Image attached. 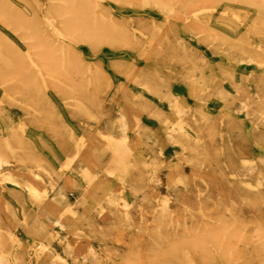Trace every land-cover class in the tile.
<instances>
[{
  "label": "rangeland",
  "instance_id": "374dc122",
  "mask_svg": "<svg viewBox=\"0 0 264 264\" xmlns=\"http://www.w3.org/2000/svg\"><path fill=\"white\" fill-rule=\"evenodd\" d=\"M0 264H264V0H0Z\"/></svg>",
  "mask_w": 264,
  "mask_h": 264
},
{
  "label": "bare ground",
  "instance_id": "6f19581e",
  "mask_svg": "<svg viewBox=\"0 0 264 264\" xmlns=\"http://www.w3.org/2000/svg\"><path fill=\"white\" fill-rule=\"evenodd\" d=\"M13 185V184H12ZM16 187V186H15ZM18 188V187H17ZM36 210H37V208H36ZM60 230V229H59ZM70 241V240H69ZM73 245V244H72Z\"/></svg>",
  "mask_w": 264,
  "mask_h": 264
}]
</instances>
